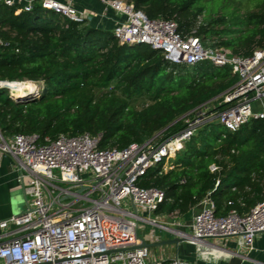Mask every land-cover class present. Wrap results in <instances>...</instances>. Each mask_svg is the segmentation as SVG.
<instances>
[{
  "label": "trees",
  "instance_id": "trees-1",
  "mask_svg": "<svg viewBox=\"0 0 264 264\" xmlns=\"http://www.w3.org/2000/svg\"><path fill=\"white\" fill-rule=\"evenodd\" d=\"M230 1L244 3L243 13L240 5L228 9ZM129 2L149 19L175 21L182 35L196 30L212 47L244 56L264 49V0ZM210 3L222 4L223 14L210 15ZM95 24L72 21L39 4L26 12L20 3L0 2V81L37 85L35 93L20 98L0 89L4 137L36 134L43 142L87 133L100 136L101 149L117 150L152 138L163 141L185 127V114L236 80L229 68L209 62L169 64L162 51L119 44L107 26ZM211 165L218 170L211 172ZM160 169H149L137 183L166 194L168 201L155 215L184 216L207 194L216 215L230 210L242 215L264 197V121L235 131L204 125L175 154L174 168Z\"/></svg>",
  "mask_w": 264,
  "mask_h": 264
},
{
  "label": "built area",
  "instance_id": "built-area-1",
  "mask_svg": "<svg viewBox=\"0 0 264 264\" xmlns=\"http://www.w3.org/2000/svg\"><path fill=\"white\" fill-rule=\"evenodd\" d=\"M0 2L8 6L23 2L26 12L39 4L75 22L95 16L87 9L77 10L73 0ZM99 2L105 11H113L116 25L111 33L119 44L160 50L169 64L192 67L209 62L227 67L236 80L217 98L185 114V127L163 141L152 138L117 150L101 149L100 136L87 133L41 142L36 134L6 138L0 132V156L15 160L25 196L22 213L0 220V264H147L149 250L137 247L141 243L137 235L152 243L158 241L154 229L176 235L172 228L180 224L176 213L155 215L168 198L162 190L138 186L140 178L151 168L172 170L175 154L204 125L235 131L250 121H264V49L249 56L233 54L204 43L196 30L182 35L173 20L149 19L131 3ZM201 23L199 18L197 28ZM8 83L0 81V89L12 96ZM223 105L226 107L220 109ZM217 170L210 166L211 172ZM197 207L198 212L185 225L188 232L177 234L196 245L203 258L216 253L217 246L211 242L235 238L240 249L251 250L255 236L264 233V197L242 215L234 210L216 215L209 194ZM144 226L152 229L142 237L139 232ZM157 264L187 263L173 257Z\"/></svg>",
  "mask_w": 264,
  "mask_h": 264
},
{
  "label": "crops",
  "instance_id": "crops-1",
  "mask_svg": "<svg viewBox=\"0 0 264 264\" xmlns=\"http://www.w3.org/2000/svg\"><path fill=\"white\" fill-rule=\"evenodd\" d=\"M95 2V0H73L77 10L87 9L94 12L95 16L88 21L94 20L96 26H107L112 31L116 25L113 11H105L102 3L97 4ZM102 14H105V17H101ZM18 175L17 164L12 156H0V220L18 215L25 210V196L17 179ZM197 212L198 207L196 206L184 216L176 215V223L178 222L180 225H176L172 229L187 233L188 228L185 225L190 222L191 217ZM150 229L152 228L150 227L148 230L144 228L141 236L145 237ZM153 232L158 237V241L152 243L170 240L174 237L169 232L160 233L157 228ZM236 241L235 238H227L218 240V242H211L217 248H215L216 253L208 258L201 257L198 254L197 246L186 240L177 245L151 247L148 248L147 264H157L162 260H169L173 257H177L187 264H264V233L255 236L251 250L240 249Z\"/></svg>",
  "mask_w": 264,
  "mask_h": 264
},
{
  "label": "rangeland",
  "instance_id": "rangeland-1",
  "mask_svg": "<svg viewBox=\"0 0 264 264\" xmlns=\"http://www.w3.org/2000/svg\"><path fill=\"white\" fill-rule=\"evenodd\" d=\"M96 2L95 3H97V4H99L100 2H99V0H95ZM125 3H127V4H130V2H129V0H123ZM237 5H240V13H243V11L245 10V6H244V3H241V4H238V2L237 1H230L229 3H227V6H229V8L228 9H230V10H233ZM209 8L211 9V10H213V12L212 13H210V15H213V17H218L220 14H223V5L222 4H220V3H210L209 4ZM213 40H217L216 38H213ZM208 42H206V44H207ZM208 44H211V42H209ZM256 103H258V102H256ZM214 135V134H213ZM212 135V136H213ZM172 162H173V164H174V162H175V156H174V158L171 160ZM173 218V217H172ZM174 219V218H173ZM144 228H146L147 230L150 228V227H148V226H144ZM141 232V233H140ZM139 233L140 234H143L142 233V230L140 231ZM160 233H164L163 231H160Z\"/></svg>",
  "mask_w": 264,
  "mask_h": 264
},
{
  "label": "bare ground",
  "instance_id": "bare-ground-1",
  "mask_svg": "<svg viewBox=\"0 0 264 264\" xmlns=\"http://www.w3.org/2000/svg\"><path fill=\"white\" fill-rule=\"evenodd\" d=\"M11 95L15 98H20L25 94L31 93L36 90L35 84L31 82H11L8 83Z\"/></svg>",
  "mask_w": 264,
  "mask_h": 264
},
{
  "label": "water",
  "instance_id": "water-1",
  "mask_svg": "<svg viewBox=\"0 0 264 264\" xmlns=\"http://www.w3.org/2000/svg\"><path fill=\"white\" fill-rule=\"evenodd\" d=\"M87 20H91L90 17H87ZM173 231L177 232V233H185L183 231H178L176 229H173ZM138 239L140 240V245L137 246V247H145V248H151V247H155V246H163V245H177L179 243H182L184 242V238H181L178 234L174 235V237L170 240H165V241H161V242H158V243H149V242H146L143 238L139 237L137 235Z\"/></svg>",
  "mask_w": 264,
  "mask_h": 264
}]
</instances>
